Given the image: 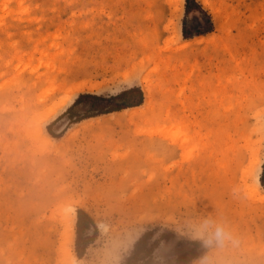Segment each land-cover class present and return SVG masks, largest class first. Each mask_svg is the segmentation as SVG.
<instances>
[{
	"label": "rangeland",
	"instance_id": "obj_1",
	"mask_svg": "<svg viewBox=\"0 0 264 264\" xmlns=\"http://www.w3.org/2000/svg\"><path fill=\"white\" fill-rule=\"evenodd\" d=\"M207 216L264 264V0H0V264H198Z\"/></svg>",
	"mask_w": 264,
	"mask_h": 264
},
{
	"label": "clouds",
	"instance_id": "obj_2",
	"mask_svg": "<svg viewBox=\"0 0 264 264\" xmlns=\"http://www.w3.org/2000/svg\"><path fill=\"white\" fill-rule=\"evenodd\" d=\"M187 226L192 238L207 250L198 264H231L226 257L239 247V240L224 222L207 216L190 220Z\"/></svg>",
	"mask_w": 264,
	"mask_h": 264
},
{
	"label": "trees",
	"instance_id": "obj_3",
	"mask_svg": "<svg viewBox=\"0 0 264 264\" xmlns=\"http://www.w3.org/2000/svg\"><path fill=\"white\" fill-rule=\"evenodd\" d=\"M132 95H135L136 98H131ZM112 98H119L121 99L122 102L110 106V108H107L106 111H115V110H120L121 108L139 105L140 103H142L144 96L140 87H131L123 90L119 94L109 99L104 98L103 96L97 94H91V93L80 94L77 100L75 101V103L84 102V103H89L91 107H95V100L105 99L106 101H110ZM100 109L102 110L103 108ZM89 221L91 222L90 218H88V221L85 223V225H87ZM77 226L78 227L81 226V222L79 219L77 221ZM142 240L143 239L139 240V242L136 244V247L142 242Z\"/></svg>",
	"mask_w": 264,
	"mask_h": 264
},
{
	"label": "bare ground",
	"instance_id": "obj_4",
	"mask_svg": "<svg viewBox=\"0 0 264 264\" xmlns=\"http://www.w3.org/2000/svg\"><path fill=\"white\" fill-rule=\"evenodd\" d=\"M77 89H80V87H78ZM62 127V125H61V123L58 125V126H56V129L58 130V129H60ZM59 131V130H58ZM71 218V217H70ZM69 226V225H68Z\"/></svg>",
	"mask_w": 264,
	"mask_h": 264
}]
</instances>
